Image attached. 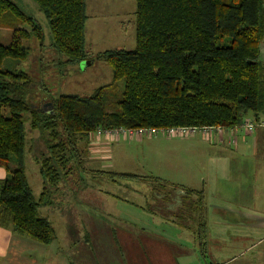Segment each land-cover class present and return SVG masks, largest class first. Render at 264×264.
<instances>
[{
    "label": "trees",
    "instance_id": "16d2710c",
    "mask_svg": "<svg viewBox=\"0 0 264 264\" xmlns=\"http://www.w3.org/2000/svg\"><path fill=\"white\" fill-rule=\"evenodd\" d=\"M32 1L47 18L53 48L65 57L63 64L88 60L85 0ZM5 16L31 28L14 30L10 44L0 45V167L9 175L0 180V228L34 242L47 245L53 241L54 230L38 215V208L47 202L52 189L60 188L75 172L71 159L79 154L78 144L87 152L90 135L97 129H233L248 116L261 121V0H135L134 48L105 51L96 57L110 67L111 83L89 96L61 95L46 100L44 104L51 106L47 111L40 110L35 91L39 85L31 75L1 69L5 59H27L28 49L22 43L32 35L41 41V28L15 4L0 0V18ZM119 81L124 86L117 99ZM26 122L31 130L47 133L50 140L47 156L38 160L43 179L38 200L24 171ZM11 159L14 170L8 166ZM80 163L82 168L83 161ZM184 193L183 215L190 218L194 212L198 230L204 232L202 194L190 189ZM194 194L197 202L190 200Z\"/></svg>",
    "mask_w": 264,
    "mask_h": 264
},
{
    "label": "rangeland",
    "instance_id": "374dc122",
    "mask_svg": "<svg viewBox=\"0 0 264 264\" xmlns=\"http://www.w3.org/2000/svg\"><path fill=\"white\" fill-rule=\"evenodd\" d=\"M9 1L40 26L43 38L39 41L32 35L28 40L23 41V47L28 49L27 59L24 61L5 59L1 69L10 72H26L34 78L35 83L39 85L35 91L39 94L38 102L42 105L40 109L42 111L51 108L50 104H44L46 100L55 99L61 95L89 96L99 87L111 83L110 67L105 61L96 57L105 50L117 48L131 50L135 46V16L134 13L132 14L135 0H85L87 7V22L84 32L85 52L89 58L79 64L68 66L63 64L65 57L53 48L47 18L37 5L32 0ZM105 26H107L108 32L102 30ZM30 28L29 25L16 19L6 16L0 18V45L10 44L14 30L29 31ZM123 86L124 82L119 81L115 98H121ZM8 115V111L3 110V116L8 117ZM238 134L241 135L240 130H238ZM25 138L23 159L25 176L33 197L38 200L43 191V179L39 173L38 160L47 156L45 150L50 140L47 133L31 130L28 122L25 123ZM167 138L173 137L162 133L152 137H119L117 140H107L108 144L105 146H108V151L106 152L102 150L100 152L99 146L96 145L85 152V147L79 143L77 146L79 154L75 153L71 159V166L75 172L69 176V180L61 183L60 188L51 190L47 202L39 206L37 211L41 218L48 220L56 239L52 244L42 246L29 238L22 237L23 243H35L33 248L25 246L23 249V252L29 254L25 262L40 263V257H37L36 254L46 248L48 251L62 254L64 248H67L64 244L69 239L74 241L70 245L71 261L75 264L91 262L88 258L84 261L78 257L79 253L94 252V248L88 234L87 240L85 234L80 232L81 230L75 223L66 220L74 212L77 214L82 211V214L106 217L116 209L117 205L124 203L121 201H133L138 198L140 203L146 202V215L150 216L152 220V212L157 213L152 206L156 200H162L168 192L170 198L178 200V192H173L174 188L169 189L162 183L180 186L187 180L186 176L175 169V155L170 156L167 162L160 161L158 159L160 158V151H158L160 143L144 144L152 139ZM249 138L247 137V141ZM85 153H87L86 156ZM178 156L180 157V154ZM183 158L188 159L186 155ZM80 160L83 161L82 168ZM87 162L92 166L89 165V167ZM8 166L10 170L16 168L14 159L10 160ZM126 173L135 177L120 176ZM7 176L9 175L6 172ZM257 187L263 190L264 183L258 182ZM162 212V214H167L166 211ZM149 222L148 220V224ZM94 230L98 232L99 236H102L100 242H102L103 249L101 251L110 252L112 250L108 248L110 245L107 243L106 237H111V234L107 235V233L113 230L120 232L123 229L107 227ZM124 230L126 229L124 228ZM207 253L208 258H206L207 261L204 259V264H220L224 261L220 243L210 241ZM53 261L54 259L51 260V263ZM0 264L7 263L5 260H0Z\"/></svg>",
    "mask_w": 264,
    "mask_h": 264
},
{
    "label": "crops",
    "instance_id": "0c3cea01",
    "mask_svg": "<svg viewBox=\"0 0 264 264\" xmlns=\"http://www.w3.org/2000/svg\"><path fill=\"white\" fill-rule=\"evenodd\" d=\"M261 2L264 8V0ZM132 9L133 14L135 8ZM85 10L87 12L86 2ZM102 30L109 31L107 26ZM259 57L264 64V42L260 44ZM260 120H264V110ZM247 137H250L248 141ZM232 140L225 132L220 137L213 133L209 137L194 135L146 141L144 144L160 143V161L167 162L175 155L176 171L187 178L185 184L177 186L181 188L172 189L174 184L167 186L178 192V200L170 198L169 192L168 198L156 200L152 206L157 213L152 214V220L146 215V202L140 203L138 198L121 201L124 203L117 205L106 217L90 216L82 211L70 214L66 220L75 223L85 234V239L88 240L89 236L94 248V252L79 253V259L91 261L85 264H204L209 243L214 241L222 245L224 261L220 264H264V189L257 187L258 182L264 183V129L256 128L251 135L235 132ZM107 144V140L99 138L87 150L96 145L100 152H106ZM185 155L188 159L183 158ZM5 178L6 170L0 167V180ZM184 189L202 194L204 232L198 230L194 212L190 218L183 215ZM190 200L197 202V195L191 196ZM107 227L123 230L107 233L111 234L106 239L112 251L102 252V236L94 229ZM55 239L47 245L36 243L48 246ZM23 242L22 236L0 228V260L7 264H34L25 262L29 254L23 249L25 246L33 248L35 243ZM73 242L72 239L66 240L64 246L67 248L62 254L47 248L37 253L36 256L40 257L38 264H75L69 256Z\"/></svg>",
    "mask_w": 264,
    "mask_h": 264
},
{
    "label": "built area",
    "instance_id": "2783aa9c",
    "mask_svg": "<svg viewBox=\"0 0 264 264\" xmlns=\"http://www.w3.org/2000/svg\"><path fill=\"white\" fill-rule=\"evenodd\" d=\"M256 128L264 129V120L255 122L251 118H245L238 127H235L233 129H224L222 127H172L167 129H97L90 135V139L91 143H95L99 138H103L105 140H117L119 137H152L156 136L158 133L166 134L167 136H171L173 138H186L197 134L203 137H209L213 133H217V135H219L220 137L222 133L228 132L229 140L233 141V134L235 132H238V130H240L244 135H251Z\"/></svg>",
    "mask_w": 264,
    "mask_h": 264
}]
</instances>
